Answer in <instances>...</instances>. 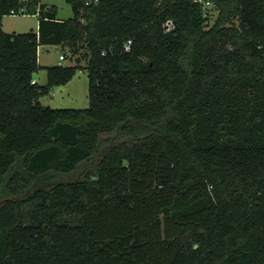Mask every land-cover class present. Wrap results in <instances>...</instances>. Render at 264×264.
I'll use <instances>...</instances> for the list:
<instances>
[{"label":"trees","instance_id":"16d2710c","mask_svg":"<svg viewBox=\"0 0 264 264\" xmlns=\"http://www.w3.org/2000/svg\"><path fill=\"white\" fill-rule=\"evenodd\" d=\"M66 1L0 0V264H264V0Z\"/></svg>","mask_w":264,"mask_h":264},{"label":"rangeland","instance_id":"374dc122","mask_svg":"<svg viewBox=\"0 0 264 264\" xmlns=\"http://www.w3.org/2000/svg\"><path fill=\"white\" fill-rule=\"evenodd\" d=\"M42 3L56 5L58 16L61 19H68L73 16L71 5L66 0H42ZM3 29L6 32L23 33L31 30H38V17L32 14H11L3 18ZM64 54L63 63L73 64L69 59L68 49L63 50L61 46L43 45L39 47V63L41 66L51 65L59 59V55ZM85 64L84 62L82 63ZM36 81L40 84L46 83V71L40 69L34 75ZM89 79L86 71H79L74 78L66 85L55 86L49 95L41 98V102L53 108H86L89 106ZM83 166L74 174L62 176L61 180H71L76 178Z\"/></svg>","mask_w":264,"mask_h":264},{"label":"built area","instance_id":"2783aa9c","mask_svg":"<svg viewBox=\"0 0 264 264\" xmlns=\"http://www.w3.org/2000/svg\"><path fill=\"white\" fill-rule=\"evenodd\" d=\"M206 4H209V2H207ZM11 14L15 15V14H27L26 10H21L19 12H16L15 10L11 11ZM168 26H171V23H168ZM132 45V40H128L125 44V49L128 51L130 50ZM65 60V55L64 54H60L59 55V64H64L63 61Z\"/></svg>","mask_w":264,"mask_h":264},{"label":"crops","instance_id":"0c3cea01","mask_svg":"<svg viewBox=\"0 0 264 264\" xmlns=\"http://www.w3.org/2000/svg\"><path fill=\"white\" fill-rule=\"evenodd\" d=\"M57 16H58V14H57ZM58 18H60L59 16H58ZM61 19V18H60ZM41 46H43V45H41ZM56 46H59V45H56ZM38 54H39V52H38ZM40 64V63H39ZM56 64H59V59H58V61L57 62H55V63H52L51 65H56ZM51 65H46V66H51ZM46 71V70H45ZM74 78V77H73ZM35 81H36V79H35ZM46 81H47V74H46ZM38 82V81H37ZM39 83V82H38ZM68 84V83H67ZM66 85V84H65Z\"/></svg>","mask_w":264,"mask_h":264}]
</instances>
